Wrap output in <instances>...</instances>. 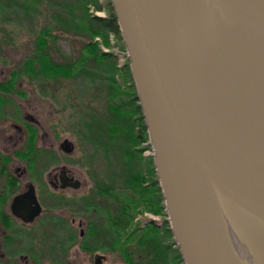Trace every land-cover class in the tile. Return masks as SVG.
Wrapping results in <instances>:
<instances>
[{
    "label": "water",
    "instance_id": "1",
    "mask_svg": "<svg viewBox=\"0 0 264 264\" xmlns=\"http://www.w3.org/2000/svg\"><path fill=\"white\" fill-rule=\"evenodd\" d=\"M111 4L183 263L244 264L222 204L264 251V0ZM11 208L40 205L27 191Z\"/></svg>",
    "mask_w": 264,
    "mask_h": 264
},
{
    "label": "rangeland",
    "instance_id": "2",
    "mask_svg": "<svg viewBox=\"0 0 264 264\" xmlns=\"http://www.w3.org/2000/svg\"><path fill=\"white\" fill-rule=\"evenodd\" d=\"M25 1L30 10L14 13L11 11V0H0V83L9 74L12 80L10 87L14 89L10 95L11 102L2 107V110L5 108L13 115L14 105L17 103L38 119L35 147L43 156L52 154V159L48 158L46 165L65 164L75 170L81 179L89 180L91 186L92 179L99 176L104 177L108 182H113L115 177L117 184L122 183V167L126 158L124 153L131 155L124 148L127 147L130 153L131 148H140L142 157L140 161L143 168L147 160L152 157L148 139L141 141L138 145L128 140L129 133L139 129L140 113L133 109V101L131 102L136 88L123 38L119 39L110 31L107 33V43L101 36L94 37L97 46L103 51L110 52V56L101 58L95 52L91 55L90 47H86L90 38L79 31L82 11L78 7V2L64 0L67 2L63 11L65 17L60 24L56 18L58 12L53 11L48 1ZM98 1L102 9H96L94 5H90L87 7L88 11L105 15L108 0ZM76 26L77 31L74 29ZM41 53H45L54 63L73 62L70 63L71 69L59 74L47 73L49 71L42 67L43 62L37 58ZM112 93H115V96ZM108 94H111L110 98ZM109 102L112 106H116L115 110L118 114H129L133 120L127 125L124 122L121 123L122 126L126 125V128L118 133L119 139L112 137V134L108 136L104 133L106 131L102 124L99 125V120L108 121L107 119L112 117L108 107ZM112 129L110 127V133ZM29 135L34 137V130H30ZM64 138L69 139L73 144L71 153H67L60 147V142ZM21 142L19 140L18 144L11 146L10 152L18 148L25 151L26 145ZM146 175L150 177V174ZM84 192L85 189L83 192L80 189L76 195H82ZM87 198L82 199L86 201ZM64 206L66 208L57 207L52 211L58 222L60 217L64 218V226L61 224L57 226V234L60 238L64 234H72L77 239L78 228L76 225L68 224L69 218L74 215L77 219L83 217L84 213L78 212L79 209H76L78 205H75V211L74 208L72 210ZM135 211L132 219L134 225L143 226L152 220L158 226H162L163 220L167 218L161 210L158 212L144 209ZM102 214L106 222L111 220L114 227V219L104 211ZM232 220L236 225V237L248 251L256 255L259 262L264 264L262 245L236 216L233 215ZM165 228L166 225L162 227L160 237L161 245H168L167 264H181L177 257L178 246L173 235H170ZM78 245L76 243L71 248L72 251L79 253V259L93 264L94 249L90 251L83 247L79 249ZM100 250L106 254L104 264H127L117 249L101 248Z\"/></svg>",
    "mask_w": 264,
    "mask_h": 264
},
{
    "label": "flooded vegetation",
    "instance_id": "3",
    "mask_svg": "<svg viewBox=\"0 0 264 264\" xmlns=\"http://www.w3.org/2000/svg\"><path fill=\"white\" fill-rule=\"evenodd\" d=\"M10 82L8 74L0 83V264H91L79 259V253L72 251L76 243L79 249H94L93 264L96 257L104 264L106 254L100 249H116L113 241L121 240L122 236L119 232L113 235L106 233L108 223L102 214L105 202L90 205L82 199L90 195L92 186L75 170L65 164L46 165L52 154L43 156L35 147L36 127L39 125L36 117L17 103L13 115L5 108L2 110L11 102L10 95L14 89ZM28 128L34 130V137L29 135ZM19 140L26 145L25 151L18 148L11 153L10 147L18 144ZM64 145L62 140L60 147L64 148ZM75 179L80 182L78 187L72 185ZM80 189L82 192L85 189V192L77 196ZM27 191L32 192L40 205L39 212L31 219L16 215L11 208L13 197ZM64 205L74 208V211L78 205V212L84 213L83 217L76 219L72 215L69 218L68 224L78 228L77 239L72 234H62L61 238L57 234V226H64V218L60 217L58 222L52 211L57 207L66 208ZM25 208L28 209V205ZM59 239L65 243L61 244Z\"/></svg>",
    "mask_w": 264,
    "mask_h": 264
},
{
    "label": "trees",
    "instance_id": "4",
    "mask_svg": "<svg viewBox=\"0 0 264 264\" xmlns=\"http://www.w3.org/2000/svg\"><path fill=\"white\" fill-rule=\"evenodd\" d=\"M46 1H48L51 5L54 12H58L56 18L57 21L62 24L65 17V12L63 11L65 10L64 6L66 1ZM75 1L78 2V7L82 11L80 17L81 30H78L90 38L86 47H90L91 55L95 52L99 54V57L101 58L110 56V52L103 51L97 46V42L94 40V37L101 36L105 43H107V33L110 31L119 39H122L111 0L106 2L107 13L105 15H97L88 11L89 8L87 7H90V5H94L96 9H102L101 3L98 0ZM26 3L27 2L25 0H11V11L14 13H17L20 10L29 11V5ZM74 29L77 31V26ZM83 47L85 48V45ZM40 48H42V46H40ZM37 58L43 62L42 67L49 71L47 73L51 74L63 73L64 71L71 69L70 63H73L70 61H67L66 63H54L45 53H41V55L37 56ZM134 93L135 94L133 96V100L131 99V102L133 101V109L140 113L138 118L140 122L139 129L129 133L130 136L128 140L131 143L138 145L141 141L148 139V133L143 115L141 114L142 112H140L141 108L138 103L137 93ZM112 95L115 96V93H112ZM108 96L110 98L111 94H108ZM108 107L112 117L108 118V121L99 120V125L102 124L101 126L106 131L104 133L108 136L112 134V137L114 136L119 139L118 133L122 132V130L126 128V125L132 123L133 120L129 114H118L115 110L116 106H112L111 102H109ZM123 122L126 123V125L122 126L121 123ZM132 126H134V124ZM110 127L113 128L111 133ZM129 147L131 148L130 145ZM131 149L130 153L127 147L124 148V150L131 155L128 156L124 153L126 158H124L123 161L121 185L117 184L115 177L113 182H108L101 176L93 178V185L90 189V195L88 196L87 201L90 205H95L97 203L102 204L105 202L104 206H102L105 209V213L114 219V224L117 225H114L113 227L111 220H108L110 224L107 222L108 229L106 233L111 235L115 232L121 233V240H118L120 245H118V242L114 240L113 247L120 252L127 264H167L168 245H161L162 241L160 234L163 230L162 227L166 225V231L172 235L168 219L165 218L163 220L162 226H158L152 220L143 226L140 224H132V219L134 217V213L136 212L135 210L138 209H144L151 212H158L161 210L166 216L167 213L165 209H163L165 206L152 159L153 157H150L149 160H147L146 166L143 168L140 161L142 158L140 148L135 147ZM115 170L114 173H116ZM146 174H150V177L148 178ZM115 227L117 228L114 229ZM177 257L179 258V262L184 264L180 252L177 253Z\"/></svg>",
    "mask_w": 264,
    "mask_h": 264
},
{
    "label": "bare ground",
    "instance_id": "5",
    "mask_svg": "<svg viewBox=\"0 0 264 264\" xmlns=\"http://www.w3.org/2000/svg\"><path fill=\"white\" fill-rule=\"evenodd\" d=\"M222 209H223V214L225 216L228 228L230 230L229 234H230L231 242L233 243L238 256L242 259L244 264H260L261 262L258 261L256 255L248 251V249L244 246V244H242L240 239L236 237V232H235L236 225L232 220V214L230 213L231 211L230 207L224 203L222 204Z\"/></svg>",
    "mask_w": 264,
    "mask_h": 264
}]
</instances>
